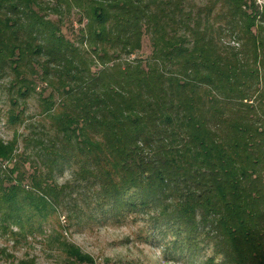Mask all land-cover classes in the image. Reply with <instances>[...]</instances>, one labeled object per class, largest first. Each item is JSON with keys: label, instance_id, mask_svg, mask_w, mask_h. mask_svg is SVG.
I'll list each match as a JSON object with an SVG mask.
<instances>
[{"label": "trees", "instance_id": "trees-1", "mask_svg": "<svg viewBox=\"0 0 264 264\" xmlns=\"http://www.w3.org/2000/svg\"><path fill=\"white\" fill-rule=\"evenodd\" d=\"M74 15L72 40L63 28ZM5 77L7 127L25 123L38 89L41 119L33 136L0 139V162L12 164L0 210L59 205L71 190L56 175L71 169L81 197L114 219L152 208L188 244L203 236L224 264H264L257 0H0Z\"/></svg>", "mask_w": 264, "mask_h": 264}, {"label": "rangeland", "instance_id": "rangeland-1", "mask_svg": "<svg viewBox=\"0 0 264 264\" xmlns=\"http://www.w3.org/2000/svg\"><path fill=\"white\" fill-rule=\"evenodd\" d=\"M257 2L264 8V0ZM77 20V15L71 16L63 28L72 40L78 36ZM148 43L145 39L140 56L150 53ZM10 80H0V139L4 142L15 134L33 136L41 119L38 89L25 104V123L18 131L7 127L9 95L5 88ZM23 151L21 146L19 153ZM11 166L9 161L0 162V177L6 178ZM22 170L27 176L23 186L32 191L30 171L24 164ZM56 176L60 186L68 184L71 190L59 205L39 207V211L34 204L24 203L23 209L4 206L0 210V264H224L203 236L195 244H188L185 236H176L168 225L159 223V213L154 209L133 208L114 219L111 211L104 213L96 202L89 203L81 197L86 192L84 185L75 179L71 169ZM24 195L25 192L21 194ZM77 252L88 256L91 263L78 261Z\"/></svg>", "mask_w": 264, "mask_h": 264}]
</instances>
